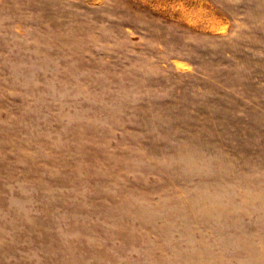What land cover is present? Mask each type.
Wrapping results in <instances>:
<instances>
[{"label":"rangeland","instance_id":"1","mask_svg":"<svg viewBox=\"0 0 264 264\" xmlns=\"http://www.w3.org/2000/svg\"><path fill=\"white\" fill-rule=\"evenodd\" d=\"M0 264H264V0H0Z\"/></svg>","mask_w":264,"mask_h":264}]
</instances>
